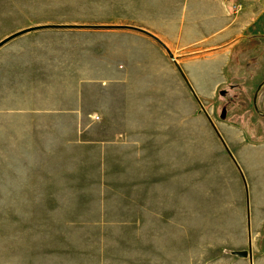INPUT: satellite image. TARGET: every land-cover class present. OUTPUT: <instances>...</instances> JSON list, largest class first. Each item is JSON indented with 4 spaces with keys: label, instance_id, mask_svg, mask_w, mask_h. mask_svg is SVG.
<instances>
[{
    "label": "rangeland",
    "instance_id": "374dc122",
    "mask_svg": "<svg viewBox=\"0 0 264 264\" xmlns=\"http://www.w3.org/2000/svg\"><path fill=\"white\" fill-rule=\"evenodd\" d=\"M255 7L229 13L238 21L220 43V27L201 26L211 12L189 0H0V40L37 24H128L176 52L230 55L226 83L202 106L180 75L174 107L129 109L107 85L127 60L155 64L152 45L165 50L146 35L48 29L1 47L0 264H264V228L253 250L243 176L220 162L227 144L216 126L264 144L253 106L264 0ZM257 103L264 113V86Z\"/></svg>",
    "mask_w": 264,
    "mask_h": 264
},
{
    "label": "crops",
    "instance_id": "0c3cea01",
    "mask_svg": "<svg viewBox=\"0 0 264 264\" xmlns=\"http://www.w3.org/2000/svg\"><path fill=\"white\" fill-rule=\"evenodd\" d=\"M189 3L198 6L199 12H211L210 18H207L210 23L201 26L220 27L218 35L222 39V29L233 27L238 21V17L234 18L229 13L238 8L244 11L247 9L244 8L245 6L254 12L257 10L255 6L259 0H189ZM261 10L264 11V7ZM257 16L258 14L251 15L247 25L254 23ZM218 35L216 34V41ZM223 38L220 43L228 41L226 31ZM152 47L156 51L147 55H153L156 61L150 69H147V56L141 57L138 62L125 61L126 70L113 67L114 78L109 80L107 85L111 100L119 102L123 98V107L129 109L154 106L150 102L155 101L161 102L156 106H175L174 100H177L175 96L177 97L178 94L175 92V87L179 88L181 73L165 51L158 46V48L153 45ZM170 50L189 83L188 85L184 80L188 89L193 90L194 93L192 90L191 92L194 97L197 96L203 101L215 99L219 88L226 83L224 66L228 63L230 55H220L217 46H206L193 54L176 52L171 48ZM149 70L152 72L150 73ZM148 75L153 78L151 82ZM216 126L227 144V147L219 149L220 162L234 173L239 170L243 176V183L236 180L241 196L246 240L252 246L254 245L252 238L255 239V236L260 235L261 229L264 228V144L247 143L243 132L234 126L225 123H218ZM254 246L251 247L253 250Z\"/></svg>",
    "mask_w": 264,
    "mask_h": 264
},
{
    "label": "water",
    "instance_id": "95a60500",
    "mask_svg": "<svg viewBox=\"0 0 264 264\" xmlns=\"http://www.w3.org/2000/svg\"><path fill=\"white\" fill-rule=\"evenodd\" d=\"M48 29H56V30H124V31H133L137 33H141L143 35H146L156 41L167 53L168 57L176 63L177 68L179 69L183 79L186 81V83L189 85L185 75L183 74L181 68L177 64V59L174 56L173 52L170 50V48L163 42L157 35L152 33L151 31L135 26V25H128V24H75V23H50V24H37L34 26H30L21 30H18L6 37H4L2 40H0V48L9 43L10 41L23 36L25 34L31 33V32H36L40 30H48ZM264 86V81L258 86L255 95L253 97V106L255 111L259 115H264L262 111L258 108V103H257V98L260 90ZM192 90V89H191ZM193 92V90H192ZM194 93V92H193ZM196 99L199 101V98L196 96ZM200 105L202 106L201 102L199 101ZM221 118H225V110L222 111ZM240 256H247L246 251L238 252Z\"/></svg>",
    "mask_w": 264,
    "mask_h": 264
},
{
    "label": "trees",
    "instance_id": "16d2710c",
    "mask_svg": "<svg viewBox=\"0 0 264 264\" xmlns=\"http://www.w3.org/2000/svg\"><path fill=\"white\" fill-rule=\"evenodd\" d=\"M227 66H228V64L225 66V69L224 70H227L226 68H227ZM227 72V71H226ZM226 75V74H225Z\"/></svg>",
    "mask_w": 264,
    "mask_h": 264
},
{
    "label": "flooded vegetation",
    "instance_id": "af4514ba",
    "mask_svg": "<svg viewBox=\"0 0 264 264\" xmlns=\"http://www.w3.org/2000/svg\"><path fill=\"white\" fill-rule=\"evenodd\" d=\"M231 54V53H230ZM230 59V58H229Z\"/></svg>",
    "mask_w": 264,
    "mask_h": 264
}]
</instances>
